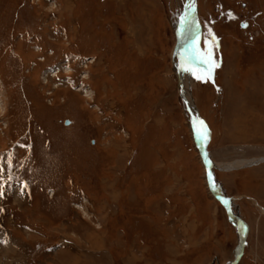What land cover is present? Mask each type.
<instances>
[{
  "label": "rangeland",
  "instance_id": "rangeland-1",
  "mask_svg": "<svg viewBox=\"0 0 264 264\" xmlns=\"http://www.w3.org/2000/svg\"><path fill=\"white\" fill-rule=\"evenodd\" d=\"M188 3L0 0L2 263H233L239 234L208 192L174 67ZM196 10L187 91L246 233L237 264H264L250 257L264 234V0Z\"/></svg>",
  "mask_w": 264,
  "mask_h": 264
},
{
  "label": "bare ground",
  "instance_id": "bare-ground-1",
  "mask_svg": "<svg viewBox=\"0 0 264 264\" xmlns=\"http://www.w3.org/2000/svg\"><path fill=\"white\" fill-rule=\"evenodd\" d=\"M196 6H197V0H189V3L185 7V11L180 16V20L178 21V27H177V31H176L177 45H176V48L174 51V56H173L174 65H175L174 67H175V70L177 73V80L179 81V87H178L179 89L178 90H179V93L183 96V99L182 98L181 99L185 104H187L190 107L192 114L194 116H195V114H194L193 110L195 109L198 113H199V111H198V109H196L194 107V102L191 98L190 92L187 91L186 85H187V83H189L188 78L190 76H192L191 75L192 74L191 66H192V60H193L194 55H195V53H193V52L195 51V49L197 50V43H198V39H197V36H198V34H197L198 19H197ZM179 61H180V63H178ZM190 78H192V77H190ZM86 96H88V93L86 94ZM88 98H89V96H88ZM192 108H193V110H192ZM193 118H194V121L197 123L198 130L200 129L201 132L206 131V133H207V129H206L205 125L203 127L201 125V121H199L196 116ZM208 139H209L208 133H207L206 137L201 135V143H202V147L204 149V155L206 157L207 163L212 168L213 164L211 163L210 160H208L207 154L205 153V145L204 144H205V141H208ZM200 161H201V159H200ZM247 163H249V162H247ZM240 164L241 163L230 164V165L229 164L228 165H225V164L224 165H216L215 164V167H218V169H223V170L238 169L239 167H241ZM209 194L212 196V194L210 192H209ZM7 247L9 248V246H6L4 249H7ZM2 262H1V258H0V264H4Z\"/></svg>",
  "mask_w": 264,
  "mask_h": 264
},
{
  "label": "water",
  "instance_id": "water-1",
  "mask_svg": "<svg viewBox=\"0 0 264 264\" xmlns=\"http://www.w3.org/2000/svg\"><path fill=\"white\" fill-rule=\"evenodd\" d=\"M178 87H179V81H178ZM179 95L183 99V96L180 93H179ZM192 110H193V108H192ZM193 111H194V114L197 117V119L199 121L203 122V127H204L205 121L202 119V117L199 115V113L195 109ZM195 144L197 146L199 157L201 159L202 165H203L204 170H205L206 183H207L208 191L224 207V209L226 210V213H227V216H228V219H229L231 225L233 227H235V229L237 230V232L239 234V243H238L237 248H236L235 259H234V261L232 263V264H237L239 259H240V257H241V255H242V253H243V249H244V246H245L246 233L241 229V227L239 225L240 221H238L237 218L233 215L228 201L226 199H224L219 194V192L216 190V188L213 185L212 170H211V166L207 163L206 157L204 155V149H203L202 143H201V131H200V129L195 134Z\"/></svg>",
  "mask_w": 264,
  "mask_h": 264
},
{
  "label": "crops",
  "instance_id": "crops-1",
  "mask_svg": "<svg viewBox=\"0 0 264 264\" xmlns=\"http://www.w3.org/2000/svg\"><path fill=\"white\" fill-rule=\"evenodd\" d=\"M264 232V231H263ZM249 236V234L247 233V237ZM260 242H256L257 244H256V248H254V250L256 251V252H253L254 253V256L252 255V253L250 254L251 256V259L253 260V259H255V261H257L258 259L256 258V256L257 257H259L260 255V258L261 257H264V256H262V255H264V243H262L263 241H264V234H262V235H260ZM259 255V256H258ZM259 260H261V259H259ZM258 262V261H257ZM231 264V263H230Z\"/></svg>",
  "mask_w": 264,
  "mask_h": 264
},
{
  "label": "snow or ice",
  "instance_id": "snow-or-ice-1",
  "mask_svg": "<svg viewBox=\"0 0 264 264\" xmlns=\"http://www.w3.org/2000/svg\"><path fill=\"white\" fill-rule=\"evenodd\" d=\"M205 62L209 64V71H208L207 79H211V72L218 65H216L215 63L212 62L211 54H209L208 59ZM197 79H201V77L197 76ZM201 125L203 126V122L202 121H201ZM201 135L206 137V135H207L206 131H202Z\"/></svg>",
  "mask_w": 264,
  "mask_h": 264
},
{
  "label": "flooded vegetation",
  "instance_id": "flooded-vegetation-1",
  "mask_svg": "<svg viewBox=\"0 0 264 264\" xmlns=\"http://www.w3.org/2000/svg\"><path fill=\"white\" fill-rule=\"evenodd\" d=\"M242 4H244V3H242ZM242 22H245V23H247V27H246V28H243V29H245V31H247V29H248V26H249V22H247L246 20H244V21H242Z\"/></svg>",
  "mask_w": 264,
  "mask_h": 264
}]
</instances>
